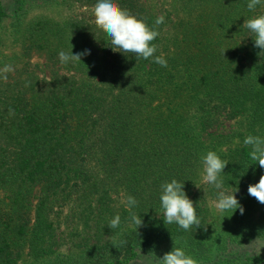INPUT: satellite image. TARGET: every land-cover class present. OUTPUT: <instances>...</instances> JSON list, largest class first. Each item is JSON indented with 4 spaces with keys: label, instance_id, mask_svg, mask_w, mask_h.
<instances>
[{
    "label": "trees",
    "instance_id": "trees-1",
    "mask_svg": "<svg viewBox=\"0 0 264 264\" xmlns=\"http://www.w3.org/2000/svg\"><path fill=\"white\" fill-rule=\"evenodd\" d=\"M9 2L0 0V70L14 69L0 76V264H156L174 246L199 264H264V204L248 194L264 168L244 144L264 137V50L243 26L264 15V0L255 11L248 0H116L159 31L154 55L166 67L114 51L95 24L98 0H15L6 27ZM72 7L85 9L62 14ZM71 50L90 54L62 64ZM208 151L229 162L219 190L202 179ZM173 179L199 227L164 223L161 185ZM225 189L243 214L211 205Z\"/></svg>",
    "mask_w": 264,
    "mask_h": 264
},
{
    "label": "clouds",
    "instance_id": "clouds-1",
    "mask_svg": "<svg viewBox=\"0 0 264 264\" xmlns=\"http://www.w3.org/2000/svg\"><path fill=\"white\" fill-rule=\"evenodd\" d=\"M261 4L262 0H248L247 8L249 11H255L257 5ZM94 17L95 24L111 38L114 51L119 49L123 53H133L145 60L153 58L154 62L162 67L167 66V60L163 55H154L157 52V46L152 42L159 36V31L150 27L144 19L131 14L128 9H122L116 0H98L94 7ZM163 23L164 17H157L155 24L158 26ZM243 26L254 34L255 47L264 50V15L246 19ZM87 54H90L89 50L76 54H73L72 50L70 53L61 51L59 59L62 64H67L70 61H81V57ZM12 71L14 69L11 65H5L0 70V76L7 80L6 73ZM9 112L11 114L12 110L9 109ZM244 144L251 149L250 159L264 168V137L248 135L244 139ZM201 162L203 165V182L213 185L218 190L222 189V174L229 162L222 160L215 151H208L201 158ZM161 189L160 204L165 224L175 223L185 231L190 230L193 226H200L201 221L197 215L196 207L185 193L184 183L173 179L171 182L162 184ZM237 191L238 188L235 192ZM234 193H228L226 189L219 191L216 199L211 201V205L220 213L228 211L233 213L239 209L240 213L243 214L244 208ZM248 194L264 204V175L260 176L258 183L248 186ZM136 204L137 201L134 197L127 196L126 207L129 210ZM130 218L136 228L142 226L143 222L140 216L132 213ZM120 220V216L116 215L109 222L108 227L111 229L118 228ZM120 243L123 245L126 242L121 241ZM156 264H199V262L187 255L183 248L174 246L162 258L157 259Z\"/></svg>",
    "mask_w": 264,
    "mask_h": 264
},
{
    "label": "rangeland",
    "instance_id": "rangeland-1",
    "mask_svg": "<svg viewBox=\"0 0 264 264\" xmlns=\"http://www.w3.org/2000/svg\"><path fill=\"white\" fill-rule=\"evenodd\" d=\"M9 4H7V8H8V11L9 12V16L7 17L6 19V22H5V26L7 27L10 23H11V20L14 18L13 17V14L11 13V11L13 10L12 7H14L15 5V0H9ZM84 7H72L70 9H65L63 10V13L62 14H65V15H81L83 12H84ZM40 11L42 12H48L50 14H57L59 15V11L56 10V9H45L43 7H37L34 11L33 14H37V13H40ZM14 48H13V45H11V39L8 37L7 40H6V47H5V52H9V51H13ZM34 59H39L40 61H45L44 57H40V58H33ZM65 246H62V250H65ZM151 261H149L146 257H143L141 259H138L134 262H132L131 264H152L150 263Z\"/></svg>",
    "mask_w": 264,
    "mask_h": 264
}]
</instances>
